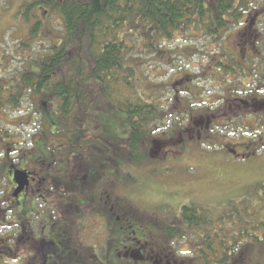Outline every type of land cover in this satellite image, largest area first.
<instances>
[{
	"label": "rangeland",
	"instance_id": "374dc122",
	"mask_svg": "<svg viewBox=\"0 0 264 264\" xmlns=\"http://www.w3.org/2000/svg\"><path fill=\"white\" fill-rule=\"evenodd\" d=\"M25 1L4 0L0 4L1 79H11L27 67L31 59L49 53L64 34L57 16H47L36 8L33 21L43 20L44 24L40 36L29 40L27 34L33 21L26 24L19 11ZM208 1L212 5L213 0ZM258 17L249 18L247 27L241 32L232 29L215 40H208L203 35L204 31L197 28L192 33L180 31L172 39L155 41L152 30L138 28L139 25L128 31L127 41L132 49L126 62L136 71L139 93L145 100L159 104L167 115H163V122H156L150 127V139L158 143L154 145L150 140L143 148L138 164L124 166L117 177L101 173L103 178L95 193L124 198L128 211L132 209L144 217L138 240L131 242L127 236L119 240L117 246L122 245L116 252L119 263L144 264L140 261V253L143 252L142 258L147 257L146 264H205L196 255V246L202 239L201 232L183 227L178 221L184 206L207 211L212 220L223 218L220 224L208 227L207 233L218 232L221 238L234 241L243 238L241 242L249 239L245 231L264 237V63L253 61L252 70L246 69V75L237 73L234 78L229 76L226 80L222 73L215 71L217 65H213L214 57L218 56L216 53L220 52L221 58L222 52L230 51L229 61L233 63L244 59L245 49L258 42L261 57L264 56V16L260 22ZM187 73L190 77L186 76ZM229 80L245 84L238 95L247 98V92L253 91L258 93V101L246 107H241L240 102L235 104L230 101L234 86ZM48 99L27 94L19 110L8 108L0 114V205L4 215L0 218V253L4 255L5 264H21L22 252L15 250L6 255L5 246L14 235L18 236L19 225L25 224L17 219L18 204L11 196L14 181L8 171L11 167L33 171L36 161L31 156L38 153L33 143L40 141L43 124L46 123L43 111H39L37 105ZM230 102L233 107L225 109ZM186 104L190 106L188 117L185 115ZM167 107L168 110H165ZM172 111L177 116L166 118ZM120 120L118 117L106 121L108 134L115 133L116 137L126 139L128 135L124 137L118 129L123 128L122 124H118ZM178 121L173 134H156L158 127L174 125ZM95 131L93 134L100 137L101 134ZM181 139L185 145H181ZM51 144L54 145L52 138ZM234 150L239 154H250V157L245 160L235 158ZM71 167L74 168V163ZM80 167L81 162L77 163V168ZM67 174H70V169ZM34 177L35 184L22 196L20 203L28 206L34 201L39 212L44 214L47 208L41 205L46 199H40L36 193L40 188L42 195L53 194V190L50 192L46 174L36 173ZM47 212L55 220V212L51 209ZM60 214L63 215V212ZM36 222H39L38 216L34 218V226ZM99 224L102 225L101 222ZM164 224L178 227L185 233L180 237L167 238L161 230ZM82 233L79 243L93 245L99 251L105 249L103 227H90ZM253 244L244 242L239 253L243 254L244 260L255 259L264 264L263 248ZM150 254L154 258L148 261Z\"/></svg>",
	"mask_w": 264,
	"mask_h": 264
},
{
	"label": "trees",
	"instance_id": "16d2710c",
	"mask_svg": "<svg viewBox=\"0 0 264 264\" xmlns=\"http://www.w3.org/2000/svg\"><path fill=\"white\" fill-rule=\"evenodd\" d=\"M3 1L0 0V4ZM36 8L47 16H57L64 34L49 53L31 59L27 67L11 79L0 78V114L8 108L19 110L27 94L49 97L37 105V109L43 111L46 123L43 124L40 141L33 143L38 153L31 158L36 161L33 172L46 174L50 192L53 190V194L42 195L40 188L36 195L46 199L41 206L54 211L56 217L53 220L47 211L44 214L40 211L43 228L32 235L19 232L14 242L5 246V254L13 253L17 247L23 254L19 259L21 264H123L116 256L121 245L117 244L126 236L131 242L138 240L144 217L132 209L128 211L124 198L100 196L95 192L103 178L101 173L117 177L124 166L139 163L143 148L151 140L150 127L163 122V115H167L159 104L145 100L139 93L136 71L126 62L132 49L127 41L128 31L139 25L138 28L152 30L155 41L172 39L180 31L192 33L197 28L204 31L203 35L208 40H215L232 29L241 32L247 27L249 18L259 16L260 22L264 16V0H213L212 5L208 0H26L19 10L26 24L33 21ZM43 24V20H34L27 38L39 37ZM257 44L247 47L244 59L233 63L229 61L230 51L222 52L221 58V53H216L215 71L222 73L224 80L229 76L234 78L237 73L246 75L244 65H253V61L264 63ZM186 76L190 77L189 73ZM229 82L234 86L230 101L240 102L241 107H246L249 103L240 101L242 98L237 94L245 84H235L234 80ZM177 101L180 102L179 99ZM231 107L230 102L225 109ZM189 109L187 106L186 117L190 116ZM176 116L177 113L172 111L166 118ZM118 117L121 118L118 124L123 128H118V124L115 127L122 131L124 137L128 135L126 139L116 137L115 133L108 134L106 121ZM185 122L189 123L188 120ZM178 123L158 127L156 134H173ZM95 130L101 138L93 134ZM181 140V145H185ZM152 143L158 142L153 140ZM80 162L81 170L77 168ZM72 163L74 168H69ZM19 206L17 219L26 221L24 226H27V217L38 212L39 207L34 201L28 206ZM178 221L183 227L201 232L196 255L205 264H228L231 259L242 261L243 254L239 252L243 250L244 242L254 243L264 250V237L253 232L252 235L245 231L249 239L242 242L243 238L234 241L221 238L218 232L215 235L207 233L208 227L223 221V218L212 220L207 211L184 206ZM95 226L104 229L106 247L101 251L93 245L78 242L82 240L83 231ZM22 227L19 225V230ZM161 230L167 238L180 237L185 233L166 224L161 226ZM248 261L263 264V261L255 259ZM0 264H5L1 253Z\"/></svg>",
	"mask_w": 264,
	"mask_h": 264
},
{
	"label": "flooded vegetation",
	"instance_id": "af4514ba",
	"mask_svg": "<svg viewBox=\"0 0 264 264\" xmlns=\"http://www.w3.org/2000/svg\"><path fill=\"white\" fill-rule=\"evenodd\" d=\"M255 44V43H254ZM244 66H246L245 68L246 69H250V70H252V67H251V65H244ZM256 67H257V65H256ZM263 69H264V65H263ZM252 73V72H251ZM253 74V73H252ZM257 74V73H256ZM256 74H254V75H256ZM254 75H252V76H254ZM264 75V74H263ZM264 83V82H263ZM244 86V85H243ZM243 93H245V92H243ZM248 94H247V98H244V97H241L242 99L240 100V101H243V102H246V103H249L248 105L250 106L251 105V103L252 102H256V101H258V98L256 97L257 96V94L258 93H256V92H253V91H249V92H247ZM263 102H264V99H263ZM264 117V116H263ZM209 124H210V122L208 121V124H207V127H209ZM233 154H234V157L235 158H238V159H243V160H245L246 158H248V157H250V154H242V153H237V152H235V150L233 151ZM21 165H23V163L21 162L20 163ZM17 171H20V172H25V174L27 175V177H28V185L25 187V189L20 193V194H18V196L16 197L15 196V193H16V190H17V188H18V186H17V184H16V182L14 181V174H15V172H17ZM8 172H10V174H11V176L13 177L12 178V180L14 181L13 182V189H14V191H13V193L11 194V196H12V200L13 201H16V203L18 204L17 205V211L20 209L19 208V205H21L22 203H20L21 201H22V196L23 195H26V193L30 190V187L33 185V184H35V173L33 172V171H29V170H26L25 168L24 169H22V168H17V167H11L10 169H9V171ZM34 189V188H33ZM32 192H34V190H32ZM3 208H2V206L0 205V218H2L4 215H3ZM35 216H38L39 217V222H36V226H34L33 225V221H34V218H35ZM28 219V223H27V226H23L20 230V232L21 233H24V234H27L28 232H30L31 233V235H32V233L34 234V230H36V231H39L40 229H42L43 228V222H42V220H41V215L39 214V211L38 212H36V213H32L31 215H29V217L27 218ZM25 223H26V221H25ZM25 225V224H24ZM30 238V237H29ZM31 239V238H30ZM14 240H15V235H14V237H13V241H11L12 243L14 242ZM11 244V243H10ZM16 247V246H15ZM16 251H18L19 249L16 247V249H15ZM12 250L9 248V252H11ZM20 251V250H19ZM14 252V251H13ZM151 255V254H150ZM150 255H148V261H150V259H153L154 257L151 255V257H150ZM236 256V255H235ZM234 256V257H235ZM144 258V254H143V252H141L140 253V258H141V261H144L143 263L144 264H146V262L145 261H147V257H146V255H145V259H143ZM140 260V259H139ZM228 264H254V263H252V261L251 262H249L247 259H243L242 261L241 260H237V259H231V260H228ZM256 264V263H255Z\"/></svg>",
	"mask_w": 264,
	"mask_h": 264
},
{
	"label": "water",
	"instance_id": "95a60500",
	"mask_svg": "<svg viewBox=\"0 0 264 264\" xmlns=\"http://www.w3.org/2000/svg\"><path fill=\"white\" fill-rule=\"evenodd\" d=\"M14 181L16 182L18 188L16 190L15 196L17 197L25 187L28 185V177L25 172L17 171L14 174Z\"/></svg>",
	"mask_w": 264,
	"mask_h": 264
}]
</instances>
